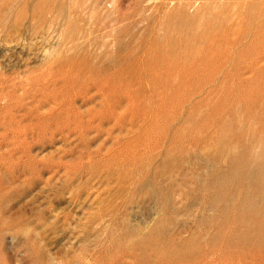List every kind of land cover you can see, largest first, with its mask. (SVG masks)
<instances>
[{
    "label": "rangeland",
    "instance_id": "374dc122",
    "mask_svg": "<svg viewBox=\"0 0 264 264\" xmlns=\"http://www.w3.org/2000/svg\"><path fill=\"white\" fill-rule=\"evenodd\" d=\"M0 264H264V0H0Z\"/></svg>",
    "mask_w": 264,
    "mask_h": 264
}]
</instances>
